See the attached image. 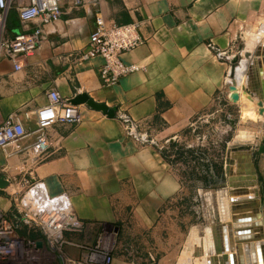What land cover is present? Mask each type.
<instances>
[{
	"label": "crops",
	"instance_id": "1",
	"mask_svg": "<svg viewBox=\"0 0 264 264\" xmlns=\"http://www.w3.org/2000/svg\"><path fill=\"white\" fill-rule=\"evenodd\" d=\"M62 7V19L43 27L42 46L22 70L0 62V125L17 113L27 130H35L37 111L48 104L50 90L68 101L87 94L139 122L158 140L171 138L213 106L214 115L221 106L256 111L243 89L252 78H246L249 67L243 58L248 50L259 52L254 68L264 60V0H84L81 6L67 1ZM96 17L109 25L140 23L145 39L124 56L126 63L142 69L112 88L100 81L101 58H80ZM8 29L11 35L23 31L15 11ZM253 80L259 81L257 76ZM232 86L239 95L236 103ZM81 110V124L48 129L50 155L38 166L27 153L7 158L0 148V176L9 185L19 177L20 188L36 181L52 197L67 194L77 218L85 222L84 233L66 235L65 264L79 261L89 238L107 227L123 225L130 233L133 220L138 233H148L158 211L180 191L179 178L153 145L129 138L117 116L109 119L86 105ZM247 164L242 184L254 178ZM4 200L0 212L11 208ZM212 236L206 230L201 241ZM188 244L185 249L191 251ZM186 260L182 263L191 264Z\"/></svg>",
	"mask_w": 264,
	"mask_h": 264
},
{
	"label": "rangeland",
	"instance_id": "2",
	"mask_svg": "<svg viewBox=\"0 0 264 264\" xmlns=\"http://www.w3.org/2000/svg\"><path fill=\"white\" fill-rule=\"evenodd\" d=\"M247 53L252 57L244 56L243 60L245 63L247 61L250 72L256 53L249 50ZM249 72H246V78ZM236 90L232 94H236ZM253 103L255 112L244 111L243 106H221L214 115L213 106L166 140H158L144 132V138L138 142L154 146L170 165L172 176L179 178L180 191L158 211L159 217L148 233H138L140 228L132 220L130 233L119 225L107 227L103 234L89 238L79 256L82 264H96V259L98 264H183L182 259L186 260L184 253L190 252L187 254L192 255L191 251L201 252V239L206 236V230L217 235L214 228L230 221L221 220V210L227 209V203L231 200L226 157L233 147L252 146V161L257 177L253 187L258 196L252 194L250 200L238 204L245 206L243 208L246 210L263 211L264 152L259 153V148L264 140V115L259 113L258 100L255 99ZM18 182L19 177H16L10 180L7 189L0 190V199L11 202L10 210L1 212L14 220L19 234L26 232L21 237L29 238L34 231L24 223L20 214L21 202L28 188L18 187ZM228 206L231 209L234 204L230 202ZM100 235L107 241V245L101 248L98 245ZM210 238L216 246L214 236ZM187 244L191 251L185 249ZM66 251L63 247L61 256ZM45 258L35 255L29 264H47L48 259ZM55 264H62V260L56 257Z\"/></svg>",
	"mask_w": 264,
	"mask_h": 264
},
{
	"label": "built area",
	"instance_id": "3",
	"mask_svg": "<svg viewBox=\"0 0 264 264\" xmlns=\"http://www.w3.org/2000/svg\"><path fill=\"white\" fill-rule=\"evenodd\" d=\"M81 6L84 0H0V62L13 64L16 71L23 69L25 60L42 46L43 27L58 22L63 17V3ZM12 11L18 15L23 31L11 35L8 29ZM33 24H36L33 26ZM145 39L141 34L140 23L128 25H109L96 17L95 27L90 34L87 46L82 50V61L101 58L103 65L99 70L102 85L112 88L138 71L136 64L124 60L127 53L143 46ZM48 104L37 111V128L27 130L19 114L10 115L0 125V148L7 158L27 153L34 166L45 162L51 151L48 129L54 125H79L83 122L81 106L72 105L58 90L47 93ZM126 135L136 141L144 138V126L125 114H118ZM32 137L31 142H23ZM21 217L42 239L31 240L21 237L16 223L7 213L0 212V264H29L33 256L48 259L47 264H55L56 257L66 263L61 250L67 245V234H82L86 224L77 218L67 194L50 196L43 183L32 181L21 202ZM43 247L39 248L38 243ZM98 245L105 247L107 241L100 235ZM110 245V242H108ZM85 249V248H84ZM45 258V259H46ZM97 258V256H96ZM95 260V259H94ZM96 264L99 261L95 260ZM68 264H82L69 260Z\"/></svg>",
	"mask_w": 264,
	"mask_h": 264
},
{
	"label": "bare ground",
	"instance_id": "4",
	"mask_svg": "<svg viewBox=\"0 0 264 264\" xmlns=\"http://www.w3.org/2000/svg\"><path fill=\"white\" fill-rule=\"evenodd\" d=\"M252 81L254 80L249 78L247 86H244L246 93ZM258 108L259 113L264 115V106H258ZM240 156L246 163L245 154L241 153ZM234 169L236 170L235 167ZM255 181L253 178L246 184L239 182L238 184L242 188L231 190V200L228 203L234 204L232 208L230 207L232 212L231 209H228V203L227 209H222V213L220 212L223 216L222 221H230L225 225L214 228L217 233V235H214L217 242L216 246L213 245L211 238L207 241H201V252L194 253V256L199 259L192 260V256L188 255L189 252H186L184 253L185 256H190L187 258V262H191V264H264V209L263 211H251L238 204L250 200L252 194L258 196L257 191L252 186ZM242 231L245 233H242ZM247 251L249 252L247 253Z\"/></svg>",
	"mask_w": 264,
	"mask_h": 264
},
{
	"label": "water",
	"instance_id": "5",
	"mask_svg": "<svg viewBox=\"0 0 264 264\" xmlns=\"http://www.w3.org/2000/svg\"><path fill=\"white\" fill-rule=\"evenodd\" d=\"M260 53L257 52L256 56H259ZM252 57V54L247 53L246 58ZM257 67L254 68L255 64H252L250 67V72L248 74V77L251 76L252 80L255 79L257 76L259 81H252V84H250L249 88L247 89V93L251 98L254 100H258V106L263 107L264 106V60L259 61L257 60ZM231 91L235 90V86H232ZM245 90V88L243 87ZM231 99L234 103H236L239 100L238 94H233L231 96ZM72 105L76 106H82L86 105L89 108H91L94 111L102 112L106 117L109 119H115L117 116V110L116 108H110L106 106L105 104H100L92 100L87 94H80L76 98L70 101ZM264 152V140L263 144L259 148V153ZM244 153L246 159L248 160V169L251 170L254 174V179L257 180L256 177V168L252 161V146L249 145H241L237 147L230 148L227 152L226 157V173L230 182V187L232 189H239L241 186L238 184L239 180L241 181L242 175L244 174V161L242 160L240 154ZM236 168V170L233 168ZM248 173V172H247ZM239 178V180H237ZM256 182V181H255ZM254 185V184H253ZM252 185V186H253ZM9 186V182L5 180L4 177L0 176V189H5ZM242 188V187H241ZM242 233H245L242 231ZM38 247H43V243L39 242ZM249 251H247L248 253ZM211 254V253H210Z\"/></svg>",
	"mask_w": 264,
	"mask_h": 264
},
{
	"label": "trees",
	"instance_id": "6",
	"mask_svg": "<svg viewBox=\"0 0 264 264\" xmlns=\"http://www.w3.org/2000/svg\"><path fill=\"white\" fill-rule=\"evenodd\" d=\"M20 235L25 236L26 235V232H24V231L23 232H20ZM29 239L39 240V239H42V235L40 233L33 232L32 233V236H30Z\"/></svg>",
	"mask_w": 264,
	"mask_h": 264
}]
</instances>
